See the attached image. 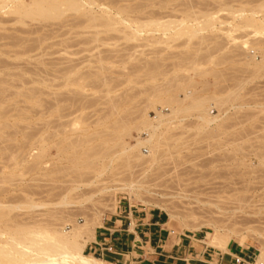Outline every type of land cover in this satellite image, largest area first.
I'll return each mask as SVG.
<instances>
[{
  "label": "rangeland",
  "instance_id": "374dc122",
  "mask_svg": "<svg viewBox=\"0 0 264 264\" xmlns=\"http://www.w3.org/2000/svg\"><path fill=\"white\" fill-rule=\"evenodd\" d=\"M2 1L1 218L61 227L100 208L103 218L150 207L175 234L204 239L215 217L236 230L230 241L264 249V0H93L87 15L23 19L13 10L30 0ZM102 7L115 28L88 23ZM148 123L159 134L153 164L146 144L144 158L121 151ZM132 179L156 195L130 201L119 189L110 207L100 189Z\"/></svg>",
  "mask_w": 264,
  "mask_h": 264
},
{
  "label": "bare ground",
  "instance_id": "6f19581e",
  "mask_svg": "<svg viewBox=\"0 0 264 264\" xmlns=\"http://www.w3.org/2000/svg\"><path fill=\"white\" fill-rule=\"evenodd\" d=\"M97 1H95V2L97 3ZM92 3H94L93 0H87V1L86 0H30L29 4H22V3H20V4L17 3V5L15 4L16 8L13 10V13L14 12L17 13L18 14L17 16L20 15L19 17L21 19H23L24 17L25 18H34V17L56 18V17L61 16L62 14H64V12H67L68 10H74L76 12L81 11L83 14L86 13V15H87L89 13V12L87 13V11L90 10ZM85 4H88L87 6L89 7V10L86 9L87 11L84 9ZM123 7H122L123 12H126L128 9L124 10V8H126V7H124V8ZM105 8L107 9V7H105ZM119 8H121V7H119ZM119 8L117 9L118 11L120 10L117 13L118 14L117 19L119 21H122L123 20L121 18L122 17L121 16L122 11ZM106 9H104L102 7L103 13L106 12V11H104ZM105 14L106 13H104V14L100 13V15H97V14L93 13V15H91V13H90V15L88 16L89 18H87L88 23L91 24L92 26L94 25L93 27L100 24V26L102 25V26L110 28V29L115 28L113 21H117V20L111 19V17H105L104 16ZM95 15L100 16V17L98 18ZM102 16H104V17H102ZM107 18H109V19H107ZM148 19H147L148 23H156L157 22V20L150 19V18H148ZM134 20H135V18H134ZM123 21H125V20H123ZM203 22L204 23L202 24V26H207L210 24L209 22H211V21L206 20ZM95 23H96V25H95ZM246 23H247V25L252 24V22L250 20H248ZM97 27H99V26H97ZM135 30H133V31H135ZM186 31H187L189 37L194 36V34L196 33L195 28H192V29H189ZM94 33H98V32H94ZM133 36L134 35H132V37ZM128 39H130V38L128 37ZM91 40H95V39H91ZM96 40H98V39H96ZM145 47H146V44H145ZM245 47H247V46H245ZM261 60L262 59H259L258 62H260ZM253 62H255L254 58H253ZM256 64H257V62H256ZM183 109H187V108H183ZM142 125L144 126L145 130L147 129L146 127L150 128V130H146L147 131L146 137H143L142 139L140 138V140H137L136 144H134V145H127L126 146L125 142L121 143L122 146H126L121 151H122V154H125L126 156H128L129 154H134L136 152L135 153L136 158H138V159L144 158L143 157L144 154H143V152H140L139 148H140V146L146 144V145H148V150H147L148 153L147 154L149 156V163L153 164V162H155V160H156L155 156H154V151H156V147L158 145L159 134L156 133L155 128L150 123L142 124ZM118 136H120V131H119V135H117V137ZM114 138H116V136H114ZM120 147H121V145H120ZM137 152L138 153L140 152V153L137 154ZM119 153H121V152H119ZM32 164L33 163L31 162V164H29V165H32ZM134 181L135 180L132 179L127 183L125 182L126 184H121V183H120L121 185L117 184V185L122 186L120 188H108L105 186V187H102L100 189V192H105V191L109 192L110 199L108 198V196H106V198L111 200V203H110L111 206L110 207H112L114 205V203L116 202L115 193H117L116 191L119 189L127 192L130 201L131 200H140L141 202L145 203V202H147V201L143 200L145 198V196H155L156 195V193L151 191L150 188H146L145 186H143L144 183L141 184L143 181L141 183H139V181L138 182L135 181V183H134ZM37 194H40V193H37ZM84 199L85 198H83L81 200L83 201ZM86 200H88V199H86ZM64 201H65V204H64ZM64 201H62V204H64V205H67V203L68 204L70 203L68 200L64 199ZM30 203H32V202H30ZM110 204L108 203V205H110ZM38 205H40V204H38ZM33 206H34V204H33ZM102 206H103V203H102ZM9 207L11 209H15V208L17 209L20 207V205L19 204L18 205L12 204V205H9ZM10 208H9V210H10ZM187 208L189 209L190 207H187ZM192 208H193V206H192ZM7 209H8V207H7ZM100 209H99V211L94 210L95 211L94 216L91 220L86 218L85 217L86 215L82 216V213H81V216L80 215L76 216V214H75L74 216H76V217H74L72 215V217H74V218L68 219V220L66 219L65 223L61 224V227L59 225L58 226L55 225V224H57L56 222L59 220L54 222V224L49 225V223H47L48 225L45 224L46 226H41L42 223H40V220L36 221L39 219L38 217L36 219L34 218L35 220L33 219V217H31L29 220L33 219V221L28 220L29 222H21L22 220L19 222L16 220L13 221L11 219L10 220L11 222L9 221L10 223H8L7 220L10 218H8L6 216V214L5 213L3 214V212H2L1 214H3L5 217L3 216L1 218L2 215H0V219L1 220L4 218L5 219L8 218V219H6L7 222L3 223L4 228L0 229V237H1L0 238V264H104V262L101 259H99L95 256H92V255L85 254L83 252V247L86 246L90 241H92L94 239L95 228L98 226H101L102 212L103 211H100ZM104 210H106V208H104ZM181 210H182V207H181ZM171 211H173V210H171ZM179 212H181V211H179ZM191 212L193 213V211H191ZM69 215L71 216V214H69ZM189 215L190 214H188V216ZM214 216H216V215H214ZM212 217H213V215H212ZM206 218H208V217H206ZM209 218L211 219V217H209ZM214 218L215 217H213V219ZM27 219H23V221L27 220ZM213 219H211V220L213 221ZM43 221H45V220H43ZM62 221H64V220H62ZM198 221H200V220H198ZM212 221H210L209 219L206 221H203L206 223V225L211 227V230L206 231V234L204 235V239H202V243L210 245V246H212V248L213 247L220 248V250L224 249L225 246L233 238V235L236 233V230L234 229V227L232 225H230V226L225 225L226 229L221 230L220 226H218V224L216 223V222H218V220L213 221V222ZM37 222H39V223H37ZM50 223H52V222H50ZM214 223H216L217 226H215ZM195 224H193V225H195ZM191 226H192V224H191ZM225 226H224V228H225ZM197 228L198 227H195L194 229H197ZM224 228H222V229H224ZM238 242H239V244H242L243 238L240 237ZM253 264H264V249L260 250L259 254L255 257V261L253 262Z\"/></svg>",
  "mask_w": 264,
  "mask_h": 264
},
{
  "label": "crops",
  "instance_id": "0c3cea01",
  "mask_svg": "<svg viewBox=\"0 0 264 264\" xmlns=\"http://www.w3.org/2000/svg\"><path fill=\"white\" fill-rule=\"evenodd\" d=\"M168 224L160 210L118 206L103 216L86 247L105 264H234V258L249 253L233 241L212 248L202 243V235L175 234Z\"/></svg>",
  "mask_w": 264,
  "mask_h": 264
},
{
  "label": "built area",
  "instance_id": "2783aa9c",
  "mask_svg": "<svg viewBox=\"0 0 264 264\" xmlns=\"http://www.w3.org/2000/svg\"><path fill=\"white\" fill-rule=\"evenodd\" d=\"M255 254L248 253L245 258H234V264H253L255 261Z\"/></svg>",
  "mask_w": 264,
  "mask_h": 264
}]
</instances>
